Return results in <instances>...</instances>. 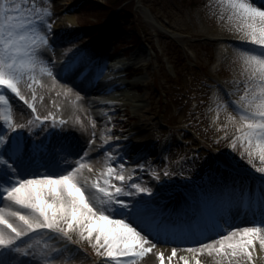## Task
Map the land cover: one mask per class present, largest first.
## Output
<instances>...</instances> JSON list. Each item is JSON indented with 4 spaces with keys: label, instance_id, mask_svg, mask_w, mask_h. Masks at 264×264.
Returning <instances> with one entry per match:
<instances>
[{
    "label": "rangeland",
    "instance_id": "rangeland-1",
    "mask_svg": "<svg viewBox=\"0 0 264 264\" xmlns=\"http://www.w3.org/2000/svg\"><path fill=\"white\" fill-rule=\"evenodd\" d=\"M108 1L110 0H14L22 5V16L32 18L29 10L34 5L36 9L47 8L50 11V29L41 26V31L45 32L48 40V46L42 50V54L49 64H54L57 68L71 53L79 50L78 58L85 66L84 70L93 64L94 70L102 68L103 74L110 59L114 61L109 65L123 62L132 67H140L141 74L131 79L124 76L123 70L118 72L109 68L112 77H120L121 81L130 83L125 92L136 95L135 99L139 101H129L128 106L118 105L116 109L100 108L105 109L109 116L100 121L97 113L84 111L86 106L81 99L84 92L82 88L95 79V73L90 78L82 77L81 73L78 76L68 74L64 79L56 77L54 80L37 71L39 84L33 83L29 88L22 81L19 85L22 94L35 106V113L19 97L5 92L9 97L13 122L25 125L19 130L24 131L29 141H42L55 154L57 163L48 167H58L61 172L57 174H62V170L68 168L72 159H81L82 163L92 167L91 174L87 169L83 170L84 174L95 178L104 169L107 154L116 149L113 142L116 139H126L124 147L143 149L135 157L136 166L147 165L142 171L124 169L126 178L130 177L129 184L157 187L158 192H164L163 185L168 183L177 190L184 187L183 192L189 189L190 197L193 198L195 191L201 189L206 193L205 200L208 204H212L214 198L221 195L234 200L235 205L247 202L254 210L248 189L257 188L256 181L252 178H258L259 173L247 162L246 141L242 144L237 139L236 147L231 146L237 132L235 122L228 120L229 113L239 119L238 112L234 111L237 107L234 102L244 94L248 74L244 70L241 51L246 49L235 44L237 37L232 35L234 32L231 30L237 31L238 22L230 19L224 0H137L132 14L119 16V12L115 13L116 19H112V27L107 28L104 25L108 24L111 10L98 3L106 5ZM121 18L125 20L118 23ZM125 21L133 25L134 35ZM139 36H142L143 43L133 46L132 43ZM226 37L232 41L223 42L222 39ZM113 46L115 49L112 52ZM63 49H67L66 55L61 54ZM58 70L60 71L57 68ZM108 75L105 73L97 79L101 81ZM87 96L95 100L106 99L95 93ZM49 113L56 119L50 117L46 121L36 120L37 116H47ZM145 116H148L147 121L143 120ZM49 120L52 124L48 123ZM61 120L64 121L63 124L60 123ZM29 121H34L31 131L28 130ZM137 123H142L145 130L135 131L133 127ZM150 127L159 143H151L150 147L144 148L142 136ZM118 129L125 130V134H116L113 141H108ZM4 131L0 120V133ZM86 142L92 145L87 147ZM242 152L245 153L244 156H241ZM79 153L87 156L78 157ZM226 162L229 167H222ZM254 162L260 163L258 155ZM42 163L45 160L38 157L37 162L24 172V178H28L30 174H43L40 172H44L45 168L39 166ZM110 163L117 169V158L110 160ZM140 175L147 179V184L142 182ZM178 175L182 184L175 181ZM173 191L169 192L172 194ZM0 197L3 198L2 195ZM168 201L166 197L158 195L154 197L152 204L162 222L155 232L167 236L175 234L171 224L198 223L201 226L203 219L210 221V224L217 220H230L231 224L237 218L235 213L223 217L220 213L222 205L221 208L216 205L217 208H207L210 216H205L206 210L202 209L199 213L201 217L192 211L188 212V217L180 218L178 223H174L178 219L172 214ZM190 201L195 199L189 198L188 203ZM238 215L241 218H251L243 212ZM187 228L190 229L189 226ZM71 234L76 242L65 244L68 249L65 257L71 258L63 260L62 264H114L112 259L100 256L88 239L81 238L78 232ZM224 234L222 232L219 235ZM63 243L57 242L56 246ZM153 243L155 248L144 257L121 259L130 260V264H159L155 255L157 246L166 244L156 239H153ZM254 245L250 249L251 261L242 253L229 260L224 259L222 254L208 251L204 255L185 259L189 260V264H196V260L201 264H264V248H261L258 241H254ZM168 247L172 249L173 245ZM169 248L163 250L166 264L171 253ZM254 252L258 254L255 257ZM185 253L181 251L182 255ZM171 264H183V260L173 257Z\"/></svg>",
    "mask_w": 264,
    "mask_h": 264
},
{
    "label": "snow or ice",
    "instance_id": "snow-or-ice-1",
    "mask_svg": "<svg viewBox=\"0 0 264 264\" xmlns=\"http://www.w3.org/2000/svg\"><path fill=\"white\" fill-rule=\"evenodd\" d=\"M224 3L230 19L238 22L236 30L242 33L241 39L260 49L259 52L241 51L248 76L244 94L234 102L239 119L228 114V120L235 122L237 132L231 146L236 147L237 139L242 144L247 142V162L259 176L257 188L248 189L254 209L252 225L232 227L224 235L197 247L222 254L229 260L242 253L251 261L250 249L254 248V241L264 248V7L257 6L252 0H224ZM21 7L14 0H0V120L6 126L0 133V195L10 202L0 206V264H30L29 259L22 257L31 258V264H36L37 257L42 264H62L63 260L71 258L65 257L68 249L64 245L76 242L72 232L88 239L100 256L111 258L114 264H130V260L121 258H140L151 252L155 248L151 234L159 230L162 222L149 199L120 198L139 193H147L150 197L152 194L150 188L129 184L130 177L126 178L123 164L117 171L106 161L100 175L93 178L83 171L87 169L91 174V165L77 159L75 166L69 165L62 174H30L24 178V172L37 162L38 157L45 160L40 167H48L57 161L42 141H29L16 132L25 125L13 122L5 92L10 90L35 113V106L22 94L19 85L22 81L29 88L33 83L39 84L37 71L54 80L56 77L42 54L48 40L41 26L50 29L48 17L51 13L47 8L36 9L34 5L29 10L32 17L29 18L21 15ZM78 53L79 50L68 56L61 65V72L78 76L84 71ZM50 117L51 113L37 116L36 120L46 121ZM32 123L34 121L28 123L29 131ZM107 155L111 157L112 153ZM244 155L242 152L241 156ZM257 155L259 164L254 162ZM222 167H229V163ZM61 241L64 243L57 247V242ZM176 253L177 249L172 248L167 264H171ZM155 255L159 264H166L163 252ZM180 259L183 264H189L184 257ZM196 264L201 262L196 260Z\"/></svg>",
    "mask_w": 264,
    "mask_h": 264
},
{
    "label": "bare ground",
    "instance_id": "bare-ground-1",
    "mask_svg": "<svg viewBox=\"0 0 264 264\" xmlns=\"http://www.w3.org/2000/svg\"><path fill=\"white\" fill-rule=\"evenodd\" d=\"M252 2L258 4L261 7H264V1L263 0H252ZM232 32H234L232 35L237 37V40L235 41L237 45L245 48L246 50H250V51H255V52H259L260 49L245 40L241 39L242 34L241 33H237V31L235 30H231ZM223 42L226 43H230L232 41V39H230L229 37H226L224 39H222ZM67 53V49H63L61 54L66 55ZM60 55V54H58ZM53 56V54H52ZM111 60V59H110ZM64 63V61H62L60 63V65H62ZM49 66L52 68L53 71V75L55 77H60L61 79H64V77H67L68 74L61 73V70L57 71L58 69H61V66H58L56 68V66L54 64H49ZM112 66H114V63L112 64ZM109 68H111V65H106V67H104V69L106 70L105 73L109 74L107 77H103L101 81H98L97 78H101V76H104L105 73H101L102 68L94 70V65H90L85 72L83 73L82 77H89L91 75H93L95 73V79L93 81H91V83H89L88 85H86L84 88H82L83 95L81 97V99L85 102V109L84 111H90L91 114H95L97 113V118L100 121H103L104 119L109 118V116L107 115V112H105V109H100V108H109V109H113L118 106V105H122L124 107L128 106L129 101H139V99H135L136 95L129 93V92H125L126 88L128 86H130V83H127L125 81H121L120 77H116L111 75ZM111 70V69H110ZM101 73V74H100ZM100 74V76H99ZM97 75V76H96ZM88 78V79H89ZM87 79V80H88ZM135 88H138V86H135ZM138 90H140L138 88ZM100 94L104 97H106L105 100L102 99H92L89 98L87 95L88 94ZM99 108V109H94V108ZM144 121L148 120V116L143 117ZM48 123L52 124V121H48ZM135 129V131H143L145 130L144 125L142 123H137L134 125L133 127ZM152 127L147 128L146 133L142 136V140H143V146L145 147H150L151 143L153 144H157L159 143V139H155L153 136V132H152ZM99 133V132H98ZM134 133V132H133ZM97 133L95 132L94 135H96ZM110 134H112V132H110ZM116 134H125V130L123 129H118L117 133L112 134L111 138H108V141H113L116 138ZM126 142V139H116L113 144L114 147L116 148L111 157H107L106 161L108 163H110V160L117 158V171L119 170V165L123 164L124 165V169H128L129 171H136V170H144L147 165H142L141 167H137L136 163H137V159H135V157H137L138 155H140L143 152L142 150H139V148H134V147H124V144ZM92 144H89V142L85 143V146L90 147ZM80 148V147H79ZM129 152V153H128ZM78 157H86L87 155H84V153H79L77 155ZM77 159H72L68 166H74L75 162ZM98 161V160H96ZM132 164V166H130ZM146 164V163H143ZM251 168L252 166L249 165ZM45 171L44 172H40L43 174H52V173H59L61 172V170L54 166V167H44ZM255 171V169H253ZM171 174V173H170ZM172 175V174H171ZM139 176V175H138ZM140 179H142L144 184H147L148 181L146 178H144L143 176L140 175ZM253 180L256 181V179L252 178ZM177 184H182L181 180H180V175H178L175 179ZM184 186V185H183ZM152 190V194L149 197L148 194L144 195L143 193H139L136 196L133 197H128L125 199H129V200H137L140 199L141 197H144L146 199H149L151 204H154V197L161 195L166 197L169 201V208L172 211V214L174 215V217H176V220L178 219V221H174V223H178L180 218L183 217H188L190 212V209H192V211L198 213L200 211V207L199 206H195L194 204H188V199H193V197H190L191 193L189 189H185V192H183L184 187H180L178 190L174 187L171 186V184L168 183H164L163 185V190L164 192H158L159 188L157 187H148ZM173 188V189H172ZM170 190H174L173 193L171 194L169 191ZM94 191V190H93ZM198 191L195 192V195H197ZM216 199L214 200V202L212 203V206L216 207L219 206L218 208H221V205L223 208H221L220 213L223 215V217L227 216V215H233L234 213L237 214V218L233 219V221L230 224V220H228L225 223V220H223V222H219V224H212L211 227L208 225L210 224V221H206L205 222V226L203 228H200L198 225H194V224H190L191 229L188 230L186 224H171V227H173V232L175 233L174 235H180V236H167L164 234H159L156 233L155 231L152 232L151 237H153V239H156L158 241H162L165 242L166 245L164 246H157V250L156 252H163L164 249L169 248L168 245H173V248L177 249V253L176 256L174 258H179L180 257H188V258H193L192 256H201L204 255L207 250H201L198 249V245L199 244H203V243H208L210 240H215L217 239V237L219 236L220 233H226L227 230H230L232 227H237V228H242L245 226H249L250 224L253 223V216L252 213L253 211L251 210L250 206H245V204L241 203L240 205H235L233 204L234 200L230 199L229 197L226 196H221L215 197ZM196 199V202L198 201V198H194ZM221 199V201H220ZM6 203H10L7 201H4V199L2 197H0V206H4V204ZM224 204V205H223ZM190 205L193 206L190 208ZM217 205V206H216ZM230 210V212H229ZM226 212V214L224 213ZM229 212V213H228ZM245 213L247 216H251V218H246V216L238 217V213ZM225 214V215H224ZM206 216V214H205ZM168 219V218H167ZM231 219V218H230ZM257 219V218H256ZM258 220V219H257ZM173 223V221H172ZM223 224H225L223 227ZM227 224V225H226ZM230 224V225H229ZM219 226H222V228H219ZM216 228H218L216 230ZM187 231H191L187 232L185 234V232ZM51 243V242H50ZM65 246V245H64ZM66 247V246H65ZM190 248H196V251H192V252H187L189 251ZM171 249V248H169ZM181 251H185L186 253L184 255L181 254ZM164 253V252H163ZM260 256H262V253H259ZM258 254L256 252H254V257L257 256ZM106 257V256H105ZM108 260H110V258L106 257ZM22 259H29L30 264H31V258H24L22 257ZM36 264H42V262L39 261V257L36 258Z\"/></svg>",
    "mask_w": 264,
    "mask_h": 264
},
{
    "label": "trees",
    "instance_id": "trees-1",
    "mask_svg": "<svg viewBox=\"0 0 264 264\" xmlns=\"http://www.w3.org/2000/svg\"><path fill=\"white\" fill-rule=\"evenodd\" d=\"M137 0H110L106 3V5H101L98 3L100 6H106V9L111 10V15L109 16L110 18L107 19V22H109V27L112 25L111 19L115 16L114 14L119 12V16H124L126 14H132L133 10L135 9ZM124 21L125 19H120V21ZM125 24H129L128 28L133 32L134 35V27L131 25L128 21H125ZM106 25V24H105ZM142 38L139 36V38H135L134 43L136 46L140 45L142 43Z\"/></svg>",
    "mask_w": 264,
    "mask_h": 264
}]
</instances>
